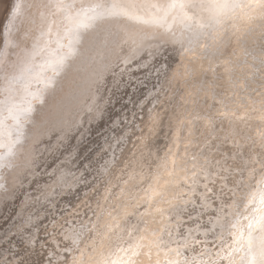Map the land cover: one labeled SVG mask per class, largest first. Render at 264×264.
Returning <instances> with one entry per match:
<instances>
[{
	"label": "rangeland",
	"instance_id": "rangeland-1",
	"mask_svg": "<svg viewBox=\"0 0 264 264\" xmlns=\"http://www.w3.org/2000/svg\"><path fill=\"white\" fill-rule=\"evenodd\" d=\"M189 20L178 24L186 27V37L194 31L191 37H198L202 50L200 37L211 33L203 30L208 23L211 28L210 20L202 31L196 19ZM127 22L85 34L77 55L82 59L64 73L58 91L48 94L31 129L27 123L29 139L10 157L8 169L0 170V264H95L110 247L102 239L112 224H122L118 238L126 237V245L145 231L153 206L170 197L172 222L159 233L173 234L167 236L170 243L183 246L192 264L207 251L214 261L202 264H222L216 255L227 250L231 231L264 188V22L251 26L249 34H230L208 45L205 56L184 57L187 46L196 44L184 36L181 48L180 35L173 40L170 33L173 23L160 29L163 36L147 30L151 23ZM193 22L200 37L188 26ZM0 25L1 43L4 22ZM165 175L175 193L155 196L151 186ZM185 176L193 183L203 178L196 189Z\"/></svg>",
	"mask_w": 264,
	"mask_h": 264
},
{
	"label": "bare ground",
	"instance_id": "bare-ground-1",
	"mask_svg": "<svg viewBox=\"0 0 264 264\" xmlns=\"http://www.w3.org/2000/svg\"><path fill=\"white\" fill-rule=\"evenodd\" d=\"M112 2L113 0H0V24L4 22V28L2 31V39H1L2 42L0 43L1 45L0 46V157H2V159H0V170L3 169L1 171L5 170L4 167L6 168L8 167L7 165L10 162V157L13 155L16 156L15 154L17 153V151H20L22 149L21 143L26 142L25 139L27 138V136L29 139L30 135H28L29 132H27V127L28 126L30 127V125L32 126L33 124L32 121L33 119H35L34 116L37 113V111L38 112L41 111L48 103L47 102L48 99L51 98V97L47 98L48 94L53 95L55 92L58 91L57 90L59 88L58 84L62 83L61 77L63 75L66 76V74L64 73L69 72V68L73 66L76 60L78 61V59H82V56H81L82 47L79 46V43L81 42L80 44L84 45L81 39H85V34H87L89 31L91 33L92 32L91 29L99 25H104L108 23L111 25V22L113 23L117 22V24L115 23L116 25H118L119 23L120 24L128 23L126 19H118V18H109V19L96 20V21H90V20L85 19L87 15H91V13L89 12V9L93 5L111 4ZM124 2L129 5H135V7L131 9L133 14L138 15L143 20H146L148 21V23L153 24V26L149 24L151 27L147 24L148 27L150 28L147 30H150V32H156L158 35H160L162 33L161 32L162 30L160 31V29L165 30L169 27L168 24L173 23L172 24L173 27L170 32L174 34V36H172L173 34H171V36L173 37V40L174 38L175 39L177 38L176 37L177 35H180L178 36V38L181 39V41L185 39L184 36L186 37V32H185L186 27L183 28L184 31L182 32L183 26H180V24H178L180 23L179 21L183 22L188 19L190 20L192 19L193 21L196 19L198 23L200 24L197 23L195 27L197 26L198 28H201V27L203 28L204 24H206V22L208 23V21L210 20L211 28L208 23L207 25L209 27L206 25L205 28L203 29V30L207 28H209V30L211 29V33H207L208 30L205 33L203 32L205 35H207L206 39L200 37L201 32L199 33L200 31L199 29L197 30L194 29L193 27L194 22L193 24L189 23L190 24L188 25L189 27L192 25L191 26L192 31L194 29L196 35H198L197 33H199L200 40L202 39L201 41L202 43L199 42L200 43L199 45H202V46L204 45V47L202 48V50L198 49L200 48V46L197 47V44L195 42L196 40L198 41L199 39H196L198 38L197 36L191 37L194 31L192 32V34H190L191 31H189L186 37L187 39L186 42L192 41L193 43L196 44L197 48L192 44L190 46L186 45L187 48L185 50V48L182 47V45H185L183 44L184 42L183 40L180 46L181 48L185 50V54H183V57L190 56V55H197V56L204 55L205 53L209 52L207 48L208 45L209 47H212L214 45L216 46V43L218 42L221 43V42H224V40H227L226 38L227 36H230V34L237 33V34H241L242 36H243V33L245 32L249 34L250 32H248V29L250 30L251 26L255 27L257 24L264 22V0H195L197 7L192 8V9H185V10L177 9L175 11H168L167 14L165 13L164 6L169 2V0H124ZM225 3H228V4L235 3L237 6L235 8L214 7L215 5H221ZM61 4L63 6H61ZM153 4L161 6V10L157 11L156 8L149 7V5H153ZM17 5H19V8H17ZM6 13H8V16L4 17ZM153 20H155L156 23H153L152 22ZM184 23L186 24V21L183 22L182 24L185 26ZM23 25H25V28L23 27L24 29H22ZM77 25H79V27H77ZM108 25H107V29L110 28L108 27ZM131 25H129L131 28H135L137 26V24L133 25L132 22H131ZM142 25H139V26L142 27ZM167 25L168 27L166 28ZM198 25H201V26L199 27ZM124 27L126 28V26L123 25V28ZM141 27L140 28L137 27V28L142 29ZM189 27L188 29L191 28ZM202 28H201V31H202ZM31 29L33 32L30 31ZM95 29H93L94 32H95ZM169 31H170V28H169ZM94 32L91 34H94ZM189 34L190 36H188ZM87 39L88 38H86L85 40ZM192 46H194V48ZM184 50H181V51H184ZM78 54H81V55L77 57ZM10 55L14 56L15 61H12L10 59ZM200 58L204 59L205 57L204 58L200 57ZM204 60L206 61V59ZM204 60H202L203 64L205 62ZM205 66H207V64H205ZM203 70L204 69L197 70V75L200 74L201 76L202 74L201 72ZM86 74L88 75V73ZM51 92L53 94H51ZM40 102H42L43 107H40L37 105ZM15 117H19V120H20L19 126H17ZM28 122L29 123L32 122V123H30L27 126ZM205 130L207 131V129ZM31 137H32V134H31ZM31 137L30 139H32ZM196 152L200 153L198 151ZM168 164L170 165L171 163H168ZM190 166H193V165H189V167ZM165 171H164V174L167 172ZM177 172L179 173L180 171H178L177 169ZM188 172L190 173V171ZM193 172L194 170L191 173ZM1 173L3 174V172ZM7 173L11 175L13 172L11 173L8 171L6 172V175ZM158 176L156 175V178H158ZM2 177L4 178V176ZM161 177L163 176H160V179ZM181 177L184 178L183 176ZM186 177L187 176H185V180H187ZM5 178H4L5 182H8L9 181L7 180L8 177L6 176ZM202 178L200 179L202 180ZM191 179H193L191 181L197 180L196 176L192 177ZM201 180L199 182H201ZM187 182L193 183L188 180ZM195 182L193 184H195ZM0 183H3V182L0 181ZM198 183L195 184L196 189H197ZM7 184L8 183H6V185ZM9 184L11 183L9 182ZM151 187L152 189L150 192H152V194H154L155 196H157L159 191L162 192L161 195H159L160 197L163 196L162 195L163 193H164V196L168 197L170 196L169 194L175 191L173 189H176L173 186V184L170 183V179L168 177L165 180L161 181L159 185H157V187H153V186ZM180 187L183 188L182 186ZM258 187H260V184ZM189 190L191 192V189ZM258 190L259 191H257L258 193L255 196V200L252 199L253 201L250 203L251 206L248 207L246 211H243V215H242L243 217L239 219L241 221L239 223H236V227H237V229H235L236 231H231L232 232V243L231 242H230L231 244L229 243L228 248L225 247L227 248L226 251L221 250L220 254L218 253V255H216L217 256L216 260L222 261V264L223 262H226L227 264H247L248 220L245 219V217L259 215L260 210L264 209V188H260ZM192 191H193V186H192ZM190 192L188 191L187 193L190 194ZM1 193H2V190L0 194ZM150 198L151 197L149 196V199ZM173 205L175 206V204L173 203V198L170 197L163 201L160 200L159 203L157 204V208H155L156 206H153L154 211L151 212V215L149 217L146 216V219H145L146 225L145 226L142 225L143 228H145V231L143 230L140 231L139 234H137L133 238V241L131 240L132 242L127 241L128 242L126 244L127 247H125L126 245H124V243H126L124 242L126 237L123 239L118 238L119 236H123L121 235L123 233H119L121 231L122 224L119 222L112 224L111 229L107 228L110 231L112 230V234H110L109 233L110 231H108L105 235L106 237L105 238L103 237L104 239H102L104 244L109 245L110 247L107 250L106 254L105 253L101 254V256L100 254H98V256L100 257L95 259V264H192L193 261H189V258H187L186 254L182 252L183 249L181 248H183V246H180V248H178L177 245L173 246L172 244L174 243V239H173L172 244L170 243L172 240L170 238H167V236L170 237L169 235L173 236V234H167L168 233L167 232L166 233L167 236H165L164 233L163 234L159 233L160 230L161 231L164 230V232L168 231L165 225L171 223L172 221L170 222V220L172 218H170V220L169 219L167 220V218L170 216V213L167 210L171 208L173 209L172 207ZM180 207L182 208V206ZM181 211L182 210H180V212ZM223 211L224 210H222L221 213H223ZM222 215H224V213L221 214V216ZM156 228H159V229L156 230ZM170 229L172 230L173 226ZM176 229L177 228L175 227L174 230ZM241 230H243L244 237H245V242L243 246L240 243H238ZM176 232H179L178 229L176 230ZM117 233L119 234L117 235ZM114 236H116L119 239L118 241H120L121 245L116 244L115 240H113ZM173 238H175V236H173ZM262 238H264V233L260 232L258 229H255L252 233V244H253L254 250L258 247ZM100 250H102V248H100ZM188 250L190 251V253H197V251L196 252L192 251L191 248H188ZM210 253L211 252L207 251V253L204 254V257L195 258V263L202 264L201 262H205L206 261L205 259H208V261H211V260L214 261L215 255L212 256V253L211 254ZM221 258L222 260H219ZM78 262L79 263L77 264H86V263L81 262L80 260Z\"/></svg>",
	"mask_w": 264,
	"mask_h": 264
},
{
	"label": "snow or ice",
	"instance_id": "snow-or-ice-1",
	"mask_svg": "<svg viewBox=\"0 0 264 264\" xmlns=\"http://www.w3.org/2000/svg\"><path fill=\"white\" fill-rule=\"evenodd\" d=\"M61 6H63L61 4ZM237 5L235 3L232 4H221L215 5L214 7L217 8H235ZM135 5H129L124 2V0H113L111 4H96L93 5L89 12L91 15H87L85 19L90 21L96 20H104L109 18H118V19H126L135 23H148V21L143 20L138 15L133 14L131 11ZM151 8H156L157 11L161 10V6L159 5H149ZM197 7L195 0H169V2L164 6L165 13L167 14L168 11H175L177 9L185 10V9H192ZM19 8V5H17ZM219 18V17H217ZM156 23L155 20L152 21ZM79 27V25H77ZM135 42V37H128ZM58 70V69H57ZM17 126L20 124L19 117H15ZM2 159V157H0ZM251 203V202H250ZM248 220V239H247V253L248 259L247 264H264V238L261 239L258 247L254 250L252 244V233L255 229H258L260 232L264 233V209L260 210L259 215H253L245 217ZM235 227V225H233ZM245 242L244 232L241 230L240 237L238 239V243L242 246Z\"/></svg>",
	"mask_w": 264,
	"mask_h": 264
}]
</instances>
